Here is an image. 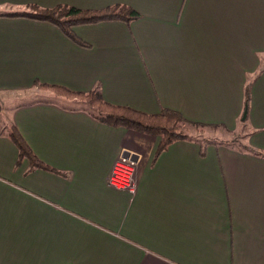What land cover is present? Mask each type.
I'll use <instances>...</instances> for the list:
<instances>
[{
	"label": "crops",
	"instance_id": "obj_1",
	"mask_svg": "<svg viewBox=\"0 0 264 264\" xmlns=\"http://www.w3.org/2000/svg\"><path fill=\"white\" fill-rule=\"evenodd\" d=\"M113 3L138 18L75 25L82 43L4 14ZM36 82L223 124L255 151L179 139L154 158L159 135ZM11 125L54 170L18 161ZM124 148L134 194L108 184ZM0 264H264V0H0Z\"/></svg>",
	"mask_w": 264,
	"mask_h": 264
},
{
	"label": "trees",
	"instance_id": "obj_2",
	"mask_svg": "<svg viewBox=\"0 0 264 264\" xmlns=\"http://www.w3.org/2000/svg\"><path fill=\"white\" fill-rule=\"evenodd\" d=\"M35 12H12L4 13L10 16H25L38 20H45L58 26L64 33L75 40L82 41L75 35L73 27L79 24L93 23L104 20H122L131 21L138 18L139 14L131 6L123 3H113L99 9H83L73 5L59 4L52 8H40L33 5ZM40 88L60 91L63 95L70 98H82L87 103L92 105L91 115L102 123H107L113 126H123L148 134H157L160 136V141L156 149L155 157L164 150L171 142L179 139H197L202 141L203 145L226 143L227 141L239 142L241 149L253 150L248 145H244L236 139V136H241L235 132L232 139L220 138L216 141L212 137H205L203 131L208 129L226 128L223 124H204L193 122L185 119L179 112L171 109L163 108L157 113H145L143 111L131 108L129 106L113 105L102 98L97 90L90 91H73L65 87L55 84H47L36 82ZM245 104L244 116L246 107L249 101V86L245 87ZM191 126L197 129L196 134L189 133L187 127ZM207 129V131H208ZM227 133H232L231 130H226ZM8 136L18 149V161L26 158L31 168H42L46 170H54L46 163L42 162L26 143L22 135L14 125L8 128ZM243 139V137H241ZM234 140V141H232ZM228 144V143H227Z\"/></svg>",
	"mask_w": 264,
	"mask_h": 264
},
{
	"label": "rangeland",
	"instance_id": "obj_3",
	"mask_svg": "<svg viewBox=\"0 0 264 264\" xmlns=\"http://www.w3.org/2000/svg\"><path fill=\"white\" fill-rule=\"evenodd\" d=\"M13 11L14 12H31V13H33V12H35V8H34L33 5H31V7L30 6H26V7L19 6V7H16L15 10H13ZM37 88L40 89V90L49 91V92H51L52 95H56V96H59V97H63V98L68 99V100L80 101V102L83 103V105H85L87 107H90V109L94 110L92 108V105H90L89 103L86 102V100H84V99H82L80 97H78V98H70V97H67V96L63 95V93L60 92V91L46 89V88H40L39 86ZM94 111H96V110H94ZM207 129L208 128H205V130L203 131V135L205 137H212L216 141H219L220 138H224V139H227V140L228 139H232V137H234V135H235V131H232L231 134L230 133H227L226 132L227 127L226 128H219V129H217V128L216 129H208V131H207ZM187 130H188L189 133H192V134L198 133V132H196L197 129H194L191 126H188L187 127ZM242 132L243 131H241V132L236 131L237 134H240L241 135V136H236V139H238L239 141L242 140V141H240L241 143H243V139L241 138V137H243L242 136ZM232 141H234V140H232ZM226 143H234L235 145H239L240 144L238 141L237 142H231L230 140L227 141ZM131 151H129V149H127V148H124L122 151H120L118 153L116 159L119 157V155L121 153H124L125 155H130L131 156V159L136 162L135 163V167H134V177H135V182H136V172H137V162H138L137 160H138V158H137L136 154H134ZM116 159H115V161H116ZM136 187H137V182H136Z\"/></svg>",
	"mask_w": 264,
	"mask_h": 264
},
{
	"label": "built area",
	"instance_id": "obj_4",
	"mask_svg": "<svg viewBox=\"0 0 264 264\" xmlns=\"http://www.w3.org/2000/svg\"><path fill=\"white\" fill-rule=\"evenodd\" d=\"M135 163L130 155L121 153L112 166L108 177V184L115 189L134 194L136 191L134 177Z\"/></svg>",
	"mask_w": 264,
	"mask_h": 264
}]
</instances>
